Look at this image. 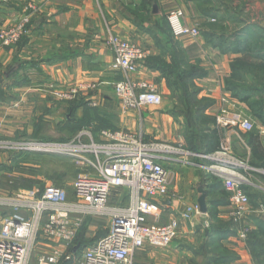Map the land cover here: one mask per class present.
Masks as SVG:
<instances>
[{
	"label": "crops",
	"instance_id": "1",
	"mask_svg": "<svg viewBox=\"0 0 264 264\" xmlns=\"http://www.w3.org/2000/svg\"><path fill=\"white\" fill-rule=\"evenodd\" d=\"M30 4L36 11L30 15L27 35L14 46L0 44V138L58 142L71 135L73 140L81 129L88 127L97 142L103 130L126 131L148 143L175 149L174 153L166 152L159 159L174 174L171 196L158 202L161 214L156 223L165 225L180 214L189 213L197 205L198 187L202 186L203 178L214 174L203 167L205 161L187 154L198 155L186 147V130L199 134L202 127L193 118L215 119L222 98L230 99L229 93L223 90V80L229 74L230 61L235 58L211 47L202 36L179 39L172 36L167 12L179 7L184 12L185 25L198 27L205 18L197 3L190 0H0V29L12 26L21 14L27 13L26 7ZM111 35L131 41L147 52L129 77L156 87L163 98L158 107L121 112L113 86L124 76L110 69L113 56L105 41ZM182 61L199 65L205 72L203 78L192 80L194 92L186 96L179 84L174 85L178 80L176 69L181 68ZM50 86L65 91L77 89L78 95L72 101H58L52 97ZM190 94L193 96L190 104L194 100H206L207 107L193 112L188 101ZM235 104L241 110L245 108ZM55 132L60 136L52 137ZM237 132L242 131L223 130L219 151L223 146L229 151L231 138ZM260 136L264 140L262 130ZM243 146L249 155L245 141ZM217 152L207 155L215 156ZM175 159H187L189 164L182 165ZM223 161L208 159L206 162L212 166ZM211 183L206 181V185ZM216 197V191L208 193L206 202H213ZM252 204L264 205V196H257ZM231 210L229 202L217 206L216 220L230 222ZM254 212L250 206L243 221L247 234L257 230L254 220L259 216ZM90 226H94L91 232L95 236L104 224L94 222ZM215 230L226 232L213 226L208 215L191 214L188 220L179 219L178 235L168 247L146 246L134 254L133 264H208L220 253L212 252L218 247L235 255L231 264H256L246 239L238 236L239 227L236 234L220 240Z\"/></svg>",
	"mask_w": 264,
	"mask_h": 264
},
{
	"label": "built area",
	"instance_id": "2",
	"mask_svg": "<svg viewBox=\"0 0 264 264\" xmlns=\"http://www.w3.org/2000/svg\"><path fill=\"white\" fill-rule=\"evenodd\" d=\"M26 11L12 26L0 29L2 46H14L27 35L30 15L36 8L30 4ZM183 18L184 12L179 7L167 12L166 21L172 36L176 39L199 37V28L185 25ZM105 45L113 56L111 71L124 76L113 86L121 112L158 107L162 96L156 87L129 77L147 52L115 35L109 36ZM49 90L58 101H72L78 95L77 89L65 91L50 86ZM220 102L222 106L215 115L216 126L226 131L253 129V122L235 101L222 98ZM100 138L94 141L89 131H81L72 141L64 143L0 138V150L65 155L83 168L72 183L71 196L63 189L49 186L39 194L31 190L0 197V264H30L33 255L36 264H60L64 257L72 256L79 249L76 239L87 219L90 220L89 238L94 237L91 232L94 226H90L94 222H103L104 226L100 227L107 233L82 250L77 264H133L134 254L146 246L168 247L178 235L179 219L188 220L191 214L202 215L195 205L189 213L180 214L165 225L156 223L161 214L158 202L169 195L170 189L168 172L159 159L168 154L166 152L174 153L175 149L148 143L141 136L126 131L103 130ZM228 152L223 146L215 156L187 154L208 161L220 160L221 156H228ZM186 160L175 159V162L188 165ZM225 163L241 167V163L223 161L206 168L212 174L220 173L239 181L222 179V185L232 207L230 220L239 227V238L245 239L248 229L243 227V221L251 205L241 186L248 182L241 168L227 167ZM118 190L127 192L126 199ZM112 198L116 203H111Z\"/></svg>",
	"mask_w": 264,
	"mask_h": 264
},
{
	"label": "trees",
	"instance_id": "3",
	"mask_svg": "<svg viewBox=\"0 0 264 264\" xmlns=\"http://www.w3.org/2000/svg\"><path fill=\"white\" fill-rule=\"evenodd\" d=\"M190 1L197 3V8L203 18L215 20L214 17H217V14H215L213 8L214 4L212 8H208L206 5H209V2H203V0ZM224 3L223 0H220V2L215 5L224 6ZM201 35L208 45L219 49L222 54H231L235 56L229 63V74L223 80V90L229 93L231 100L246 107L250 116L264 128V38L258 37V41H254L250 36L242 32L231 36H225L224 33H219L210 29L204 30ZM176 70L178 80L174 85L179 84V87L184 89L185 96L188 93L193 94L194 92L192 80L201 79L205 76V72L199 65L185 63L184 61H182L181 68L178 69L177 67ZM248 78L251 79L250 82H248ZM189 87H191V89H189ZM192 94L188 95L190 109L193 112L205 109L208 105L206 100H194L192 104H190L193 97ZM192 121L201 125L202 130H200L199 134L194 133L192 130H186L188 132H186L184 138L188 150L206 155L219 151L223 129L216 126L215 119L197 116L194 117ZM242 137L250 151L249 157L246 160L247 164L253 169L264 170V140L261 139L260 133L254 134L251 130L250 132L242 134ZM236 157L239 160H244V157L241 155H237ZM243 174L245 176L249 175L246 172ZM208 180H211L212 183L206 185V181ZM201 183L205 192L210 188V190L206 192V197L208 193L212 194L213 191H216L217 195L213 202L207 200V215L210 221L213 226L226 229V232L223 230L221 232L215 230L214 234L219 236V240L220 238H225L229 234H236L237 226L231 221L224 224L216 220L217 206L228 203V194L224 190L222 180L217 176L209 174L203 178ZM241 188L246 193L245 186L242 185ZM117 193L126 199L127 192L125 190H118ZM253 200L254 198H251V201ZM111 203H116V199L112 198ZM123 203L125 204L126 200H124ZM254 222L255 226H257V230L254 232L250 231L245 239L255 263L264 264V221L256 218ZM89 223V219L84 222L76 239V243L79 244V249L72 256L69 255L64 257L60 264H77L82 250L97 239L106 235L107 232L105 230H100L93 238H89L87 236ZM219 248L220 247L212 250V252L220 253L214 255L215 258L210 260L208 264H231L235 259V255L225 249Z\"/></svg>",
	"mask_w": 264,
	"mask_h": 264
},
{
	"label": "rangeland",
	"instance_id": "4",
	"mask_svg": "<svg viewBox=\"0 0 264 264\" xmlns=\"http://www.w3.org/2000/svg\"><path fill=\"white\" fill-rule=\"evenodd\" d=\"M223 1L225 2L224 6H218L215 4L220 2V0H203V2L210 3L209 5H206L208 8H212V5L214 4L213 8L215 10V14H217V17H214L215 20L203 19L201 25L198 26L200 36H202L201 34L204 30L210 29L219 33H224L225 36H231L242 32L243 34L250 36L254 41H258V37L264 38V0ZM250 81L251 79L248 78V82ZM245 108L242 110L243 113L253 122L252 133L255 134L260 133L261 130L263 131L264 128L250 116L249 112ZM81 131L92 132V129L85 127L81 129ZM245 133L246 132H237V135L232 137L230 141V154L226 157H221L222 160L228 162L238 164L241 163V172H246L249 174L246 176L248 184L244 185L245 191L249 198L251 197L255 200L257 196H264V170L253 169L247 164L246 160L248 159L249 155H247L246 147L243 146V142L245 140L242 137V134ZM51 136L57 138L60 135L55 132L52 133ZM72 138L73 135H71L69 138H65V140L62 141L70 142L72 141ZM24 140L27 141L28 139ZM62 141L48 143H62ZM237 155L243 156L244 160L242 161L237 159ZM204 163L206 164L205 167L211 166V164L206 161ZM82 169L83 168L75 163L74 160L64 155H50L41 153L36 154L23 151L15 152L0 150V197L12 196L17 192L31 190L39 194L49 186L63 189L66 194L70 196L72 194V183L78 174L82 172ZM165 169L167 170L166 167ZM173 174L168 172L170 184L171 176ZM170 192H172V186H170L169 189V195L171 196ZM253 201L250 203L255 210L254 214L259 216V220L264 221V205L262 204V207H260V205L255 207L252 204ZM100 228L102 229V227ZM100 228L98 231H100ZM30 264H36L34 255L31 258Z\"/></svg>",
	"mask_w": 264,
	"mask_h": 264
},
{
	"label": "water",
	"instance_id": "5",
	"mask_svg": "<svg viewBox=\"0 0 264 264\" xmlns=\"http://www.w3.org/2000/svg\"><path fill=\"white\" fill-rule=\"evenodd\" d=\"M50 155H58V154H55V153H49ZM65 156V155H64ZM227 167H231V168H234V169H239L240 167L237 166V165H233V164H229V163H226L225 164ZM214 175L218 176L219 178L221 179H227V180H232V181H235V182H239L238 180H235V179H231L230 177L226 176V175H222L220 173H213ZM198 192H199V197L197 199V207L199 209V212L200 214L202 215H207V202H206V192L203 188V186H199L198 187Z\"/></svg>",
	"mask_w": 264,
	"mask_h": 264
},
{
	"label": "bare ground",
	"instance_id": "6",
	"mask_svg": "<svg viewBox=\"0 0 264 264\" xmlns=\"http://www.w3.org/2000/svg\"><path fill=\"white\" fill-rule=\"evenodd\" d=\"M215 170H217V171H225L224 169H219V168H216Z\"/></svg>",
	"mask_w": 264,
	"mask_h": 264
}]
</instances>
